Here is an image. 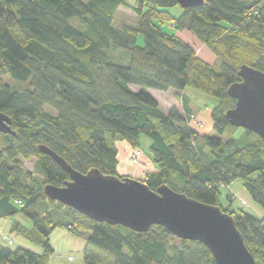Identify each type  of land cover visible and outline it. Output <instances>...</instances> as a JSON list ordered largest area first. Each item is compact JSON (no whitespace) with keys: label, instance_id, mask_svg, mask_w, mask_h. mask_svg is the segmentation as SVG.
<instances>
[{"label":"trees","instance_id":"trees-1","mask_svg":"<svg viewBox=\"0 0 264 264\" xmlns=\"http://www.w3.org/2000/svg\"><path fill=\"white\" fill-rule=\"evenodd\" d=\"M129 1L0 0V111L15 133L0 132V218L13 219L15 231L42 248L0 246V264H50L56 228L91 232L86 264H216L204 244L161 226L139 233L99 223L45 196L46 185L63 186L70 175L40 146L83 174L99 169L118 175V143L143 153V135L151 140L156 168L143 181L232 215L256 262L264 264V217L221 204V188L241 180L264 209V140L244 129L236 138L240 129L226 117L236 105L228 89L241 81L240 67L264 72V0H204L188 9L176 0ZM120 7L133 9L135 25L115 26ZM167 24L207 46L220 70L166 32ZM5 76L26 86L13 89ZM187 88L218 100L212 112L216 135L192 128L197 118L184 93L166 113L146 91ZM30 159L41 179L26 170L23 161ZM19 214L32 228L16 220Z\"/></svg>","mask_w":264,"mask_h":264},{"label":"water","instance_id":"water-1","mask_svg":"<svg viewBox=\"0 0 264 264\" xmlns=\"http://www.w3.org/2000/svg\"><path fill=\"white\" fill-rule=\"evenodd\" d=\"M183 9L199 7L204 0H176ZM241 81L228 89L236 100L227 112L229 123L250 131L264 140V72L248 65L239 70ZM0 132L11 133V119L0 111ZM70 180L63 186L48 184L45 196L77 211L89 219L122 226L146 233L161 226L184 241L204 244L216 264H258L246 246L232 215L218 206L188 198L166 185L151 189L143 180L120 175H107L99 169L83 174L73 169L63 158L40 146Z\"/></svg>","mask_w":264,"mask_h":264},{"label":"rangeland","instance_id":"rangeland-1","mask_svg":"<svg viewBox=\"0 0 264 264\" xmlns=\"http://www.w3.org/2000/svg\"><path fill=\"white\" fill-rule=\"evenodd\" d=\"M130 5H135V0L129 1ZM173 13L177 16L180 14V9L176 8L173 10ZM137 21V16L132 8L130 7H120L115 16V26L121 27L123 25H135ZM165 31L168 33L176 34L188 42L196 51L199 58L214 65L217 63L216 56L211 50L201 43L192 33L184 31L179 32L174 28L170 27V25H165ZM140 44L142 45V38L140 39ZM220 64L217 63V70H220ZM6 83L13 89L18 87H25L26 83L18 82L10 78L9 76L4 77ZM135 91H141L142 88L138 86H132ZM148 93H150L155 99L159 100L161 103V109L164 112H169V110L177 105V102L181 104V93H184L189 99L191 103V109L193 113L196 115L195 119L201 126H197L195 121H191V126L200 134L203 135H216L213 130L214 122L212 119L213 109L217 106L218 100L214 97L205 95L203 93L194 91L190 88H187L184 92H162L154 89H146ZM177 101V102H176ZM49 111V109H46ZM240 129V128H239ZM242 129L236 132V138L242 135ZM229 138V132H226L223 135V139L226 141ZM141 148L143 150V155L138 163H134L132 161L133 151L131 150L129 155V162L131 165L135 167H142L145 163L152 162L149 158V147L151 145V140L146 136L141 137ZM125 153H123L122 149L119 156V166H118V175L120 176H128L132 177L133 175L123 173L122 168V159ZM149 162L145 161L146 159ZM144 160V161H143ZM145 162V163H144ZM24 166L27 171H29L34 177L42 178V175L35 170L36 159L24 160ZM134 178V177H132ZM139 179V178H136ZM143 180V179H140ZM221 204L223 208H227L229 206L232 207L233 210L237 211L240 208H243L246 212L253 214L258 218L264 217V209L254 202L249 192L244 188L241 180H236L231 183L228 187L221 188ZM229 198V200H228ZM231 201V202H230ZM16 219L21 222L26 227H31L32 222L26 218L25 216L19 214ZM91 232L82 231L80 234H71L73 242H71L70 246H67L65 243L61 242L59 248H57L53 255L51 256L53 262H57L58 264H86L84 261V249L87 244V240L90 237ZM5 239H8L5 237ZM11 243V240H9ZM11 248L16 249V245H12ZM51 261V262H52ZM55 264V263H53Z\"/></svg>","mask_w":264,"mask_h":264},{"label":"crops","instance_id":"crops-1","mask_svg":"<svg viewBox=\"0 0 264 264\" xmlns=\"http://www.w3.org/2000/svg\"><path fill=\"white\" fill-rule=\"evenodd\" d=\"M171 91L177 93V91H174V90H169L167 92H171ZM181 94H183V93H181ZM158 102H159V100H158ZM181 102H182V100H181ZM177 104H178V102H177ZM160 105H161V103H160ZM190 107H191V103H190ZM192 113H193V111H192ZM118 148H119V156H120L121 149H122L123 153H125V155L122 159V165L123 166L121 168L123 170V173L133 175L132 177H134V178L144 179L145 176L149 172L156 170V168L152 162H150V163L144 162L145 164H144V166L142 165V167H140V166L135 167V166L131 165L129 162V155H130V152L132 150V147L128 143L119 142ZM145 161L149 162V160H147V159ZM119 163H120V161H119ZM28 228H32V226L28 227ZM5 237H7L8 239H5ZM9 240H11V243H9ZM50 241H51L53 251H55L57 248L60 247L61 242L65 243L67 246H70L71 242H73V239L71 237V233H69L65 228H56L51 233ZM12 245H16V249H18L20 247H24V248L32 249L36 252L42 251L41 250L42 248L40 246L34 244L30 240H28L25 236H22L15 231L13 219L0 218V246L11 248ZM11 249H13V248H11ZM51 261H52V258L50 259V264H53V263L58 264L57 262H53V261L51 262Z\"/></svg>","mask_w":264,"mask_h":264},{"label":"built area","instance_id":"built-area-1","mask_svg":"<svg viewBox=\"0 0 264 264\" xmlns=\"http://www.w3.org/2000/svg\"><path fill=\"white\" fill-rule=\"evenodd\" d=\"M192 118H194V116H192ZM195 122H196L199 126H201L196 120H195ZM142 155H143V153H142L141 150H135V151H133V154H132V161H133L134 163H138V162L140 161Z\"/></svg>","mask_w":264,"mask_h":264}]
</instances>
